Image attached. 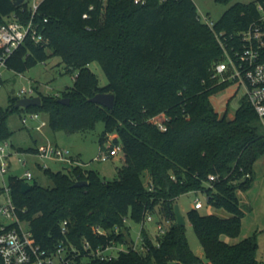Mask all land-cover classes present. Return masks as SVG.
<instances>
[{"label":"trees","instance_id":"16d2710c","mask_svg":"<svg viewBox=\"0 0 264 264\" xmlns=\"http://www.w3.org/2000/svg\"><path fill=\"white\" fill-rule=\"evenodd\" d=\"M231 1L216 0L225 5ZM258 4L264 0L236 3L212 30L200 21L194 0L41 3L34 22L43 41L36 44L28 38L7 58L6 67L21 74L56 56L77 76L59 96L39 93L41 105L28 110L48 114L53 131L70 134L93 130L103 122L101 149L108 135L116 134L114 143H121L124 159L111 181L87 169L85 174L80 169L45 170L53 179L52 188L10 176L11 200L37 244L48 250L62 243L73 245L78 251L74 264H264L257 257L256 237L236 245L222 239L241 231L245 213L237 191L251 185L254 165L264 155L263 124L245 97L233 120L221 117L212 102L233 84L215 77V65L226 58L216 35L229 54L241 50V33L257 22ZM12 14L24 23L31 18L26 5L0 0V27ZM96 61L108 78L105 87L90 69ZM98 93L115 95L113 110L89 101ZM62 98L69 104H61ZM18 100L12 99L9 112L21 110ZM8 113L0 111V143L11 135L5 124ZM155 120L167 130L161 131ZM77 181L88 185L75 187ZM24 183L32 188L24 191ZM189 192L205 194L209 205L231 215L223 219L196 209L188 212L204 258L193 252L186 227L178 225L173 214L178 199ZM157 209L170 225L156 242L143 227L142 251H122L112 260L92 254L112 243L130 248L134 242L125 220L142 223ZM97 227L107 234H95ZM86 242L91 248H84Z\"/></svg>","mask_w":264,"mask_h":264},{"label":"rangeland","instance_id":"374dc122","mask_svg":"<svg viewBox=\"0 0 264 264\" xmlns=\"http://www.w3.org/2000/svg\"><path fill=\"white\" fill-rule=\"evenodd\" d=\"M257 0H232L228 5L216 2V0H194L197 6V13L200 21L206 24V19L216 23L221 16L236 3H250ZM7 21L10 18H5ZM51 54V51H48ZM90 69L97 75L99 79V86L105 87L108 85V78L105 75L99 62H93ZM77 72H67L66 65L61 58L51 56L46 62L39 63L35 67L29 69L25 73H16L10 69L4 68L1 70V88H0V111L8 113L13 102L12 99H20V92L22 89L35 88L37 91L33 95H25L24 97H36L39 93L44 95L59 96L67 88L72 87L75 83ZM217 82H221V78L217 77ZM244 97L243 88L237 92V86L231 84L226 90L214 95L212 97L215 107L220 113L228 110V114L235 113L240 106L242 98ZM228 102V104H227ZM28 109L21 108L20 111L9 112L5 119V124L11 132L9 139L4 142L8 143V162L10 168L7 174L2 178L0 176V207L8 203L7 182L10 176H17L23 178L27 170L33 174V181L36 180L39 185L44 188L54 187L53 179L42 168L45 163L36 153L29 150H37L40 147L48 144L57 145L60 148L70 151V153L82 159L84 163H88L87 170H95L99 172L100 176L111 181L118 177V169L123 165L124 155L122 152L104 162L93 161L95 157L100 154L101 146L100 139L104 133L105 125L103 122H98L95 129L79 132L67 133L65 131H53L49 125V115L43 112L38 113V118L32 117ZM24 118L27 123L23 122ZM161 121V119H159ZM158 120V121H159ZM43 122L46 126L41 130H37ZM261 131L264 133V120L262 121ZM116 134H109L104 144V150L110 149L112 146H121V143L115 145L114 139ZM26 162V166H24ZM262 162V161H260ZM53 172L68 171L62 165L49 162ZM237 196L240 200L241 208L245 213L241 231L238 236H223V240L230 245L241 243L247 238L256 237L258 243L257 257L261 263H264V163L262 162L258 173L254 177L251 185L244 189L238 190ZM200 200L203 208L200 210L203 214H214L223 219L231 217L229 213L222 209H216L208 204L207 196L203 193L189 192L182 195L178 199L182 215L186 219V236L193 252L201 257H205L204 249L198 239V236L188 221L187 214L194 209L196 200ZM152 221H146L143 225L141 222L127 218L126 224L130 228L129 240L141 246L142 228L144 227L150 238L156 242L159 231L157 229L159 224L164 228H169V223L157 209L155 212L149 214ZM10 220L0 212V223L6 224ZM25 227H28L25 224ZM141 250V248H138Z\"/></svg>","mask_w":264,"mask_h":264},{"label":"built area","instance_id":"2783aa9c","mask_svg":"<svg viewBox=\"0 0 264 264\" xmlns=\"http://www.w3.org/2000/svg\"><path fill=\"white\" fill-rule=\"evenodd\" d=\"M15 1V0H14ZM44 0H24L21 5H26L31 13V18L27 23L21 22L19 16L12 14L10 20L0 27V78L1 70L6 67L7 58L19 48L28 38L33 40L36 44L43 41V35L40 32L39 25L35 24L34 18L38 12L41 3ZM164 1V0H161ZM147 0H134L135 4L144 5ZM259 18L248 30L241 33V40L243 42L241 50H236L234 55L226 51L225 43L221 42L220 35H216L221 46L225 51L226 58L223 62L215 65V77L221 78V82H231L237 86V92L243 88L244 97L253 106L261 121L264 120V4H258ZM87 17V15H84ZM206 25L212 30L214 23L206 19ZM1 88V85H0ZM35 88L22 89L20 96L35 94ZM38 118V114L32 115ZM23 122L26 124L27 119ZM161 131H166V126L155 120ZM46 126L43 122L37 130H41ZM8 143L0 145V176L3 178L8 173L10 163L8 162ZM119 152H122V147L114 146L112 149H101L100 154L94 158L93 161L104 162L110 158L116 157ZM36 154L44 160L42 168L44 170L51 169L49 162L62 165L68 173L75 169H80L85 174L88 163H84L81 159L73 156L70 151L60 148L57 145L48 144L37 149ZM26 166V162L23 163ZM249 177V175H247ZM214 180V176L209 177ZM27 182L33 181V174L27 170L23 175ZM8 203L0 207V212L7 217L10 222L6 224L0 223V259L3 264H74L78 251L73 245L60 244L54 250H48L34 241L33 234L29 224L22 221L18 216L17 209L13 204L10 193L7 187ZM203 204L200 200H196L194 209L201 210ZM146 221H152V217L148 215L143 220V225ZM127 222V220H125ZM169 223V222H168ZM25 224L28 227H25ZM66 225V222H65ZM159 236H163L167 229L159 224L157 227ZM119 230L116 229V232ZM63 234L66 233V228H63ZM94 233L99 235H106V231L99 227L94 228ZM141 237V246L132 243L130 248L124 245H117L112 243L106 247H99L92 252L93 255L100 257L102 260H112L117 258L122 251H142L143 243ZM141 248L139 250L138 248ZM85 249L91 248V245L86 242Z\"/></svg>","mask_w":264,"mask_h":264},{"label":"water","instance_id":"95a60500","mask_svg":"<svg viewBox=\"0 0 264 264\" xmlns=\"http://www.w3.org/2000/svg\"><path fill=\"white\" fill-rule=\"evenodd\" d=\"M24 0H15V5L20 6ZM90 102L96 103L100 106H103L107 109L113 110L115 106V95L112 93H98L93 98L89 100ZM61 104L68 105L69 99L62 98L59 100ZM42 103L41 97L38 95L32 98H20L16 104L17 108L28 109L30 107L40 106ZM88 185L87 181H77L75 187L82 188ZM24 191H28L32 188L31 184L24 183L22 185ZM174 217L180 226L186 225V219L182 215L179 205H175L173 209ZM175 264H181L176 262Z\"/></svg>","mask_w":264,"mask_h":264},{"label":"crops","instance_id":"0c3cea01","mask_svg":"<svg viewBox=\"0 0 264 264\" xmlns=\"http://www.w3.org/2000/svg\"><path fill=\"white\" fill-rule=\"evenodd\" d=\"M212 102H213V100H212ZM213 104H214V103H213ZM227 104H228V102H227ZM214 107H215V104H214ZM215 110L217 111V113H219V115H220L221 117L226 116L229 120H233L234 117H235V113L232 114V115H229L227 109H225L224 112H222V113H220L216 107H215ZM78 158H79V157H78ZM79 159H81V158H79ZM81 160H82V159H81ZM260 161H262V162L264 163V155H262L260 158H258V160L256 161V163H255V165H254V177H255L256 174L258 173V169H259V167H260V165H261V163H262V162H260ZM115 178H116V177H115Z\"/></svg>","mask_w":264,"mask_h":264}]
</instances>
